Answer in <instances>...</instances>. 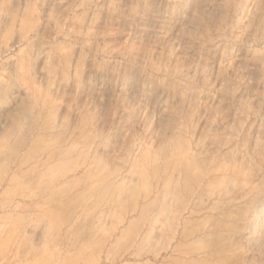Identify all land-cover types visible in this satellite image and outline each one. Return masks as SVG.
<instances>
[{"label":"rangeland","instance_id":"rangeland-1","mask_svg":"<svg viewBox=\"0 0 264 264\" xmlns=\"http://www.w3.org/2000/svg\"><path fill=\"white\" fill-rule=\"evenodd\" d=\"M0 264H264V0H0Z\"/></svg>","mask_w":264,"mask_h":264}]
</instances>
